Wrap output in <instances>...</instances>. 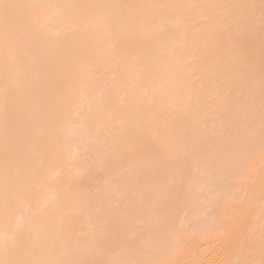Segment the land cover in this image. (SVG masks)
I'll return each mask as SVG.
<instances>
[{
    "label": "bare ground",
    "instance_id": "obj_1",
    "mask_svg": "<svg viewBox=\"0 0 264 264\" xmlns=\"http://www.w3.org/2000/svg\"><path fill=\"white\" fill-rule=\"evenodd\" d=\"M0 264H264V0H2Z\"/></svg>",
    "mask_w": 264,
    "mask_h": 264
},
{
    "label": "snow or ice",
    "instance_id": "obj_2",
    "mask_svg": "<svg viewBox=\"0 0 264 264\" xmlns=\"http://www.w3.org/2000/svg\"><path fill=\"white\" fill-rule=\"evenodd\" d=\"M0 6L7 7V5L3 4L2 0H0Z\"/></svg>",
    "mask_w": 264,
    "mask_h": 264
}]
</instances>
